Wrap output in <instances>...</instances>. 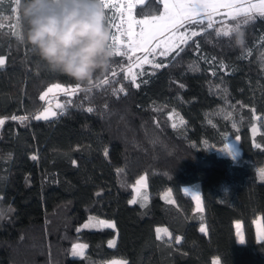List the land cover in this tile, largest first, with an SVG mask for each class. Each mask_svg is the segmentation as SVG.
<instances>
[{
    "label": "trees",
    "instance_id": "16d2710c",
    "mask_svg": "<svg viewBox=\"0 0 264 264\" xmlns=\"http://www.w3.org/2000/svg\"><path fill=\"white\" fill-rule=\"evenodd\" d=\"M158 4L146 0L134 13L159 15ZM222 22L185 25L199 35L181 44L175 59L174 50L156 63L166 67L146 66L135 83L126 71L132 57L113 55L109 70L89 85L50 70L14 34L25 29L19 7L0 0V264H107L115 258L127 264H213L214 258L264 264V237L258 241L255 228L259 216L264 226L262 119L260 132L251 135L255 117H264V16L241 24L243 47L217 35ZM209 60L219 66L214 73ZM57 84L80 88L59 96L64 108L56 118L36 120ZM122 86L125 91H118ZM173 110L185 120L181 126H172ZM226 134L240 137L242 156L253 163L236 164L206 147L224 145ZM143 175L151 192L171 188L175 201L158 195L145 207L129 203ZM194 184L204 212L182 192ZM92 216L116 228H82ZM236 221L243 225V243ZM160 226L171 239L157 238ZM76 242L87 245L83 257H72Z\"/></svg>",
    "mask_w": 264,
    "mask_h": 264
},
{
    "label": "clouds",
    "instance_id": "9594fccd",
    "mask_svg": "<svg viewBox=\"0 0 264 264\" xmlns=\"http://www.w3.org/2000/svg\"><path fill=\"white\" fill-rule=\"evenodd\" d=\"M22 39L50 70L88 84L109 70L113 58L104 0H18ZM244 42V33L234 34Z\"/></svg>",
    "mask_w": 264,
    "mask_h": 264
},
{
    "label": "snow or ice",
    "instance_id": "6c2138e0",
    "mask_svg": "<svg viewBox=\"0 0 264 264\" xmlns=\"http://www.w3.org/2000/svg\"><path fill=\"white\" fill-rule=\"evenodd\" d=\"M15 4L18 6V0H14ZM137 3V0H128V3L123 6V8H120L115 3H110L109 0H104V8L105 10H112L115 9L116 11L112 13V16L108 17V22L110 26L116 27L117 31H119L121 36L129 37L128 41V49L131 51H135L137 49H143L146 53L143 57L138 58L143 63H152L151 60L148 59V55H152L155 53L156 48L159 47L162 50L159 52L160 56H168L169 51L171 49V42L178 40L180 44H187L188 43V37L184 36L182 33H180V29L184 28L185 25H194L202 22V16H206L207 18V28H213V22L211 17L217 12L218 9L224 8L229 10V15L233 18V20H237L238 22L235 23L234 26H226L223 29H220L217 31V35L220 37H227L229 38V41L235 40L234 34L237 32L242 31V25L241 22H239L238 18L243 17L242 23L243 25H247L251 20L255 19L257 15L264 16V0H259L258 3L252 4L249 3L247 6L243 4H236L234 2H231V0H228V2L223 3H210L209 0H172V2H169V0H159V4L157 5V10L159 8V5H163V12L159 16L152 17L151 21L145 19V20H135L132 17V9L134 5ZM15 11V9H13ZM119 16L122 18V22L119 25H116L114 23V18L116 16ZM127 25V27H124V25ZM133 24L137 25L140 28V31L138 33H133L132 26ZM2 27V26H0ZM207 28H202V32H207ZM243 32V31H242ZM244 33V32H243ZM18 36L20 40L22 39V35L19 33H14ZM179 34V35H177ZM192 36L199 35L196 32L191 33ZM134 37V38H133ZM167 37L168 39H165ZM119 37L113 35L111 40V47L113 48L114 52L113 55H120V46L118 45ZM235 44H237L235 42ZM238 45V44H237ZM245 45V40L242 44H240L241 47ZM191 47V45H188ZM199 46L197 45V48ZM184 49L180 48L179 46L175 50V55L172 57L175 59V56H178L181 51ZM124 56H128L129 52L128 50L123 51L122 53ZM5 65V59L4 57L0 56V68H3ZM155 68H163L166 67V65L161 62L159 64L154 65ZM131 71V69H129ZM116 73L113 72V75ZM140 75H144L143 72L140 73ZM127 78V77H126ZM132 81L135 83V75L132 76ZM145 83L147 81H144ZM101 83L107 84L108 80L105 78ZM89 85L93 84V81L88 82ZM99 86V85H97ZM136 87H139V84H136ZM183 87V85H181ZM53 88L60 89L63 91L66 95H72L76 91L79 90L80 85L77 84L74 88H63L61 85H53ZM91 89H88L90 91ZM49 91H52V88H49ZM118 91L124 92L125 89L122 86ZM44 97L42 96L41 99ZM71 103V101H69ZM58 108L63 109V105L58 104ZM94 109L92 107H88L87 111L92 112ZM63 114V112H61ZM57 115L56 112L48 113V110L46 109L44 113H41L40 115L35 116V119H44L48 120L51 117H55ZM12 120H19L21 123L28 120V116L23 117H17L12 116ZM4 123L3 119H0V125ZM211 123V121H209ZM235 127V125H233ZM240 137H236V140L239 141ZM222 150H229V145H225V148ZM107 151H105V155H107ZM11 157L9 156V159ZM32 159H36L35 156L32 157ZM75 163V162H73ZM120 171V170H118ZM261 172V179H264V169L260 170ZM138 184L143 183V178H141V181L137 182ZM194 198H196L194 196ZM143 199L147 201V196H144ZM129 203H136L135 200L129 201ZM4 215L3 211H0V217ZM115 225L104 221L99 220L95 217H89V220L83 224L82 228H91V227H100V228H113ZM204 229H201L203 231ZM79 232L80 229H77ZM165 231V234H167V231ZM160 229H157V238L160 239ZM177 241H179V238H177ZM240 242L243 243L244 238L243 236L240 237ZM110 245H114V241H109ZM87 245H73V254H76V249L80 248H86Z\"/></svg>",
    "mask_w": 264,
    "mask_h": 264
},
{
    "label": "rangeland",
    "instance_id": "374dc122",
    "mask_svg": "<svg viewBox=\"0 0 264 264\" xmlns=\"http://www.w3.org/2000/svg\"><path fill=\"white\" fill-rule=\"evenodd\" d=\"M145 1L146 0H137V3L134 5V7L132 9V17L135 20H145V19H147V20L151 21L152 17H154V16H152V17L140 18V17H137L135 15V13H134L135 6H137L139 4H142ZM109 2L110 3H115L120 8H123V6L128 3V0L125 1L124 4L122 3V5H121V0H109ZM169 2H172V0H169ZM209 2L210 3H223V2H228V0H209ZM231 2H234L236 4H243V5L247 6L249 3H252V4L258 3L259 0H231ZM115 11H116L115 9H112V10H109V13L112 14ZM162 12H163V8H162ZM162 12L160 14H162ZM159 15H156V16H159ZM216 16H221V18L217 19ZM119 19H120V17L118 15L114 18V23L116 25H119V23H120ZM211 19H212L213 24L215 22H217V21H223L220 24L218 30L223 29L226 26H234L235 23L238 22L237 20H233V18L229 15V10L228 9H224V8L218 9L217 12L211 17ZM202 20H207L206 16H202ZM238 20H239V22H241V24H243L242 23L243 18L242 19L238 18ZM124 27H127V25L125 24ZM113 29H114V35L115 36H117V37L121 36L119 33L115 32V29H116L115 27H113ZM132 31H133V33H138L140 31V28L137 25L133 24ZM180 33H182L184 36L188 37V39L190 37H192V35H191L192 32L187 33L182 28L180 29ZM177 35H179V34H177ZM122 37H124V36H122ZM165 39H168V38L165 37ZM180 45L181 44H180V42L178 40L171 42V49L169 51V55L174 50H176L177 47L180 46ZM122 48H123V44H122ZM127 50H129V49H127ZM161 50H162L161 48L157 47L154 54L148 55V59L151 60L152 63H143L141 60L138 59V58L143 57L144 55H146V53H145V51L143 49H137L135 51H131L130 50L128 56L132 57V62L130 64V66L126 69V71L128 72V74L131 77L133 75H135V80H137L141 76L140 73L141 72H143V73L145 72L144 69H145L146 66H149V65H152V64L154 65V64L158 63L159 59H161V58L163 59V58H166V57L169 56V55L168 56H160L159 52ZM122 56H124V55L122 54ZM208 62H209V65H210V71L209 72L210 73H214L215 68L216 67L219 68V66L214 64L213 61L209 60ZM220 67H223V66H220ZM129 69H131V71H129ZM62 87L67 89L64 86H62ZM50 88H52V91H49V89H48V91L46 93L47 94L46 95V99H47V101L49 103H51L52 100H56L57 101L60 95H66L60 89L53 88V86L50 87ZM169 118H170L172 126H174V127L181 126L185 122V120L182 118L180 113L175 111V110H173L172 112L169 113ZM261 119L263 120V124H264V117H260V116H256L255 117V123L253 124V126L251 128V135H252L253 139H255V137L257 136V134L261 130V127H260V120ZM235 127H236V125H235ZM225 145H229V150H222V149L225 148ZM206 147L209 148L210 150H212L213 152H215L219 156L231 157L233 159V161L236 164H239V165H242L245 162H252V163L254 162L253 159L244 158L242 156V151H241V149L239 147V141L236 140V137L231 136L230 134H226L225 144L224 145L218 147V146H215L213 144H206ZM261 169H264V165L262 167L258 168L260 179H261V172H260ZM141 178H143V183L138 184L137 182L141 181ZM133 188H134V195H133L132 200H135L136 204H139L142 207H145L150 201L154 200L158 195L161 198H163L164 200L168 201V202H174L175 201L174 194H173V191H172L171 188L164 189L158 195L153 193V192H151L149 190L147 177L145 175L141 176L136 181V183L134 184ZM182 192L186 196L190 197L193 200L195 211L204 212V210H205L204 209V201H203V198L201 196L200 188H199L198 184L185 186L184 188H182ZM144 196H147V201H145L143 199ZM194 196L196 198H194ZM99 220H104V219H99ZM104 221L110 222V223L115 225V223L113 221H110V220H104ZM256 224H257L256 236H257V240L259 241V240H262L263 237H264V227H263V222H262L260 217L257 219ZM91 228L92 229H96V228H99V227H91ZM115 228L116 227L114 226L113 229H115ZM201 229H204L203 231L207 232L206 231L207 229H206L205 225H202ZM160 230H161V232H160V237L161 238H166V239L172 238L171 234L167 235V234H165L164 230H162V229H160ZM236 236H237V240L240 242V237L243 236V233H242V230H240L239 228H238V230H236ZM243 238H244V236H243ZM109 241H114V245H110L109 242H108V245L110 247H114L116 245V242H117V236H115L114 238L110 239ZM244 241H245V239H244ZM73 245H86V244L82 243V242H76ZM86 249H87V247L83 248V249L77 248L76 249V254L74 255L73 254V246H72V257H83L85 255V253H86ZM107 264H127V261L125 259L115 258V259L109 260L107 262ZM213 264H222V263H221L219 258H214L213 259Z\"/></svg>",
    "mask_w": 264,
    "mask_h": 264
},
{
    "label": "built area",
    "instance_id": "2783aa9c",
    "mask_svg": "<svg viewBox=\"0 0 264 264\" xmlns=\"http://www.w3.org/2000/svg\"><path fill=\"white\" fill-rule=\"evenodd\" d=\"M125 1H127V0H121V5H122V3L124 4L125 3ZM106 11V14L110 17V16H112V14H110L109 13V10H105ZM119 21H120V23L122 22V18H120L119 19ZM119 23V24H120ZM116 28V27H115ZM110 32H111V36H113L114 35V29H113V26H111V30H110ZM115 32H117V33H119V31H117V28L115 29ZM120 34V33H119ZM129 37H122V36H119V39H118V41H117V43H118V45L120 46V52H121V54L120 55H122V52L123 51H125V50H127L128 49V41H129ZM122 44H123V48H122ZM130 50H128V52H129Z\"/></svg>",
    "mask_w": 264,
    "mask_h": 264
},
{
    "label": "water",
    "instance_id": "95a60500",
    "mask_svg": "<svg viewBox=\"0 0 264 264\" xmlns=\"http://www.w3.org/2000/svg\"><path fill=\"white\" fill-rule=\"evenodd\" d=\"M58 104L63 105V108H64V103L62 101H59V100L53 101V102L47 104L45 106V108L40 113H38L37 115H40L41 113H44L45 110L47 109L48 110V113H51L53 111L57 113V115L55 117H51L50 116V118L48 120H52V119L56 118L59 115L60 111L62 110L61 108H58L57 107ZM38 121H44V119H39Z\"/></svg>",
    "mask_w": 264,
    "mask_h": 264
},
{
    "label": "crops",
    "instance_id": "0c3cea01",
    "mask_svg": "<svg viewBox=\"0 0 264 264\" xmlns=\"http://www.w3.org/2000/svg\"><path fill=\"white\" fill-rule=\"evenodd\" d=\"M4 59H5V57H4ZM187 186H190V185H187ZM185 186H183V188H184ZM260 218H261V220H262V217L261 216H259ZM258 217V218H259ZM257 218V219H258ZM257 219L255 220V227H256V229H257V224H256V222H257ZM263 222V221H262ZM205 227H206V225H205ZM264 227V226H263ZM235 228H236V230H238V228L240 229V230H242V233H243V236H244V231H243V225H242V222L241 221H236L235 222ZM157 229H162V230H166L167 231V235H169V234H171L170 233V231L165 227V226H160V227H157ZM157 229H156V231H157ZM206 229H207V227H206ZM207 231V230H206ZM204 232V231H203ZM168 239H171V238H168ZM244 239H245V237H244Z\"/></svg>",
    "mask_w": 264,
    "mask_h": 264
}]
</instances>
